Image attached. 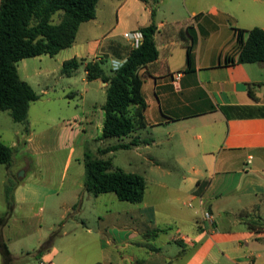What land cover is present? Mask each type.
Wrapping results in <instances>:
<instances>
[{
	"label": "crops",
	"instance_id": "0c3cea01",
	"mask_svg": "<svg viewBox=\"0 0 264 264\" xmlns=\"http://www.w3.org/2000/svg\"><path fill=\"white\" fill-rule=\"evenodd\" d=\"M118 1L114 25L101 34L94 33L105 26L96 13L95 19L79 27L71 47L55 56L40 55L19 61V75L33 88L31 81L49 79L61 72L64 62L74 58L109 61L107 69H111L113 60L125 62L132 50L124 37L129 31L122 34L121 28L140 30L154 20L159 57L138 71L147 107L143 121L128 136L131 140L122 143L136 140L138 144L132 147L147 149L153 157L152 167L170 177L179 174L180 180L160 181L152 193L147 185L143 201L125 202L129 205H123L124 201L112 192L98 196L86 192L85 155L95 133L102 134L103 106L96 115L86 114L82 120H76L79 116L75 115L73 122H48L52 109L64 113L70 104L51 107L56 97L65 99L67 91L61 96L50 95L46 87L42 94L49 96H39L35 101L42 103L38 118L31 119L33 102L27 125L16 132L21 137L9 146L14 150L12 164L17 162L16 157H24L26 165L19 171H23L21 177L25 178L32 170L35 174L55 171L57 157L62 156L64 172L74 168L72 179L67 185H58L55 180L41 181V185L35 186L45 194L38 200L18 197L22 186L15 185L13 211L5 223L0 222L13 261L5 263L0 254V264H25L20 259L30 254L27 246L21 252L15 251V244L25 237L36 238L39 264L264 261V63L227 62L228 56L236 60L238 55L235 29H248L239 27L232 14L217 7L206 12L192 11L188 21L181 23L171 18L159 19L157 9L141 0ZM239 12L246 18L252 16V11L243 7ZM81 66L87 84L84 94L92 93L93 97L100 90L106 93L107 84L100 79L87 82V72ZM177 74H181L178 79ZM100 143L102 149L113 146ZM112 153L100 157L107 159ZM48 155V162L42 159ZM74 161L77 167H73ZM6 171L12 175V165L6 166ZM28 184L32 186L29 182L23 187ZM31 189L25 192L29 194ZM49 202L54 217L60 214L59 219L65 221L63 231L58 233L61 243L57 248L54 242L45 244L62 222H45L34 211V205ZM26 208L33 211L29 216L23 215L29 226L24 237L19 232L7 236L12 217ZM205 212L212 215V226L204 220ZM87 213L91 215V227L87 226ZM78 217L80 222L76 221ZM32 218L37 220L34 225ZM69 219L73 220L71 228Z\"/></svg>",
	"mask_w": 264,
	"mask_h": 264
},
{
	"label": "trees",
	"instance_id": "16d2710c",
	"mask_svg": "<svg viewBox=\"0 0 264 264\" xmlns=\"http://www.w3.org/2000/svg\"><path fill=\"white\" fill-rule=\"evenodd\" d=\"M141 1L149 4V0ZM98 2L99 0L0 1V111H9L14 122L27 125L30 106L39 96L30 84L21 79L17 63L40 55L55 56L61 50L71 47L75 43L79 27L95 19ZM154 14L152 11L153 18ZM56 15L60 16L58 22L54 21ZM140 30L144 36L142 44L130 51L125 63L117 70L104 67V60L74 58L63 63L61 73L65 77H72L79 66L84 65L87 82L100 79L107 84L103 130L99 140L128 137L135 133L138 124L143 121L147 104L142 95L138 71L156 61L159 51L155 41L157 26L154 20ZM234 37L238 55L236 60L228 56V63H264L263 28L235 29ZM192 39L195 40L194 36ZM249 93L255 98L252 88H249ZM74 95L75 93H71L70 96ZM137 144L136 140L128 144L119 143L100 148L98 153L104 156L117 150L130 149ZM13 156L14 150L0 141V165L10 167ZM84 165L86 192L94 196L112 192L119 200L135 204L143 201L147 183L140 174L121 169L112 171L111 158H98L89 153L85 155ZM6 200L9 210L0 216L1 223L8 220L14 207L13 198L8 193ZM0 254L5 263L13 261L1 231Z\"/></svg>",
	"mask_w": 264,
	"mask_h": 264
},
{
	"label": "rangeland",
	"instance_id": "374dc122",
	"mask_svg": "<svg viewBox=\"0 0 264 264\" xmlns=\"http://www.w3.org/2000/svg\"><path fill=\"white\" fill-rule=\"evenodd\" d=\"M141 4L143 3L141 2ZM149 4L153 9H157L159 19L171 18L183 23L188 21L192 11L198 13L202 11L206 12L210 7H217L223 12L232 14L233 17L238 21V26L241 28H246L249 30L254 27H264V0H149ZM119 5L120 2L118 0H99L97 5L98 19L103 21L105 26L102 29L95 30L94 33L101 34L105 31V29H108L114 25L117 19L116 11ZM240 7L252 11V16H249L248 18L242 16L239 12ZM59 19V15L54 17L55 22H58ZM130 29V26L121 28V33L123 34L125 30L130 31ZM121 39L124 40L122 37ZM109 65L110 62L106 61L104 67L108 68ZM31 82L33 84V89H35L37 95L42 99H45L49 96L42 94V90L46 87H48L50 95L56 94V96H61L64 90L67 91L65 99L56 97L55 103H52L50 106L53 107L54 105L69 103L70 109L66 110L64 113H60L57 109H52L51 113H49V116L46 119L48 122H53L55 120H60V122H67L71 120L73 122L75 119L73 120L72 118L75 115L79 116V118L76 120H82L86 114L96 115L97 112L100 111L101 106H103L106 101V93H103L102 90H100L98 93H94L93 97L92 93L87 96L84 94V89H86L87 84L85 82V71L82 66H80L75 74L70 78L63 76L61 72H57L56 74L51 75L49 79L38 78L37 80H33ZM71 93H75V95L70 96ZM41 105V102L33 103L31 119L36 120L38 118L37 115ZM39 124H41V122H39ZM18 129L23 131L24 124L14 122L9 111H0V141L7 146H10L13 144V142H17L21 137V135H16ZM100 136L101 133H95L94 141H91L90 145L88 146L89 154H92L98 158H101V155L98 153L99 149L102 147L100 141H104L105 146H108L122 142H129L131 140V138L128 137H123L120 139L109 138L106 140H99ZM109 157L112 159V171L121 169L125 172L137 173L143 176L147 182L149 193H152L154 190H156V184L160 181L169 179L180 180L179 174L170 177L167 176L165 172L152 167L150 160L153 157L144 147L140 149L131 147L129 150H117L114 151ZM16 158L17 162L12 164V175L7 173L5 165H0V215L5 214L9 210L6 200L7 193L12 196L15 185H18V183H20L22 186L17 191L18 197L22 198L23 196H27L28 199L38 200L41 199L45 194L43 189L35 186L41 185V181L55 180L58 182V185L60 183L67 185L72 179L74 168L70 169L69 172H64L62 156L57 157L55 171H41L40 173L37 172V174H35V171L32 170L29 172L28 177L25 178L21 177L23 175V171H19L26 165L24 163L25 159L24 157L22 159L20 157ZM50 158L51 156L49 155L42 157V159H45L47 162ZM77 166L78 163L74 161L73 167ZM29 182L32 183V186L28 184L26 188L25 186L23 187V184ZM28 188H32L31 193L29 194L25 192ZM122 204L129 205L125 202H122ZM34 207H36L34 211L41 214L45 222H52L55 219H57L59 223L62 222L61 224L57 225L56 229L49 234V238L45 244V246H48L54 242L57 248L61 243V238L58 236V233L61 231L65 221L59 219L60 214L57 215V217H54V214L50 212V202L48 204H40L37 206L34 205ZM40 207H42V210ZM11 211H13V209ZM32 211L33 210L31 208H26L22 212L17 211V213L12 217L11 228L6 232L7 236L19 232L20 234L23 233L24 237V231L29 228L27 221H24V216H29ZM85 216L88 219L87 226L91 227V215L87 213ZM76 221L80 222L79 217L76 219ZM31 222V225H34V223L36 224L37 220L32 218ZM67 222L70 223L68 228H71L73 220L69 219ZM14 242L16 241H11V244ZM25 246H27L29 250L28 252L30 254L24 255L20 260H22L25 264H39L37 257L38 252H36V238L25 237V239H22V241L15 244V247H18L15 248V251L21 252V248L24 249ZM175 247L179 248L180 246L175 244ZM22 252L26 253L25 250ZM13 264L18 263L14 262ZM258 264H264V261L262 260Z\"/></svg>",
	"mask_w": 264,
	"mask_h": 264
},
{
	"label": "built area",
	"instance_id": "2783aa9c",
	"mask_svg": "<svg viewBox=\"0 0 264 264\" xmlns=\"http://www.w3.org/2000/svg\"><path fill=\"white\" fill-rule=\"evenodd\" d=\"M124 37L125 39L128 41L131 49H137L138 47H140V45L143 42V33L141 32V30H135V31H129L124 33ZM125 62H121V61H116L113 60L112 64H111V68L113 70H117L119 69ZM181 74H177L176 78H180ZM204 220L206 221V223L210 226L213 225V218L212 215L209 212H205L204 213ZM41 264H46L44 262H41Z\"/></svg>",
	"mask_w": 264,
	"mask_h": 264
}]
</instances>
